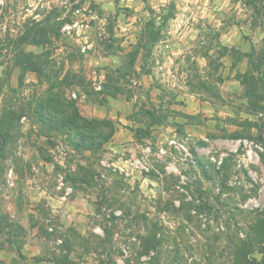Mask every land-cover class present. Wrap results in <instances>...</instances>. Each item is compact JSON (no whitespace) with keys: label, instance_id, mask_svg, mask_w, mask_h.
<instances>
[{"label":"rangeland","instance_id":"rangeland-1","mask_svg":"<svg viewBox=\"0 0 264 264\" xmlns=\"http://www.w3.org/2000/svg\"><path fill=\"white\" fill-rule=\"evenodd\" d=\"M263 50L264 0H0V264H264Z\"/></svg>","mask_w":264,"mask_h":264},{"label":"trees","instance_id":"trees-1","mask_svg":"<svg viewBox=\"0 0 264 264\" xmlns=\"http://www.w3.org/2000/svg\"><path fill=\"white\" fill-rule=\"evenodd\" d=\"M250 56H251L250 62L253 66L254 72H252V74L250 72H247L245 74V77L247 80H251V81L256 80V83L258 84L262 83V85L259 88L263 90L262 95L264 96V79H257L256 76L254 75L255 72H257L261 76L263 75L264 50L257 54H251ZM247 80L243 79V82L246 83ZM254 85L253 87H251L253 88L251 90H260L258 88H254L255 87ZM261 110L264 111V107H261ZM97 122H99L100 125L102 124L105 127V129L101 130L100 125L97 124ZM77 130L80 132L79 136L83 137L82 141H84V140H91L92 138L106 139L105 138L106 136H102V134L104 133L107 134L108 132H110L111 134L114 131V127L112 124L107 123L105 119L100 120V121L98 120L94 121V120H87L83 118L81 122V126L77 128ZM88 130L91 131L92 135H87L85 131H88ZM110 134L107 136V138L110 137ZM156 242L157 241L155 240V238H151L148 240L147 243L153 248ZM235 264H259V263L256 260L250 259L248 257V254L242 252V255H240V258L237 261H235Z\"/></svg>","mask_w":264,"mask_h":264},{"label":"built area","instance_id":"built-area-1","mask_svg":"<svg viewBox=\"0 0 264 264\" xmlns=\"http://www.w3.org/2000/svg\"><path fill=\"white\" fill-rule=\"evenodd\" d=\"M169 144L170 145H174L176 148H178L180 151L181 150H183L184 151V158L183 159H190V160H193V158H194V156H193V153H192V151H190L189 150V148L186 146V145H184V144H182V143H178L175 139H171L170 141H169ZM147 150H150V148H148ZM167 151L165 150V148L162 146V147H160V153H166ZM221 163H222V159H220L219 161H218V164H219V166L221 165ZM141 166L143 167V168H146L145 167V165H143V164H141Z\"/></svg>","mask_w":264,"mask_h":264},{"label":"water","instance_id":"water-1","mask_svg":"<svg viewBox=\"0 0 264 264\" xmlns=\"http://www.w3.org/2000/svg\"><path fill=\"white\" fill-rule=\"evenodd\" d=\"M2 73L0 72V77H1Z\"/></svg>","mask_w":264,"mask_h":264}]
</instances>
